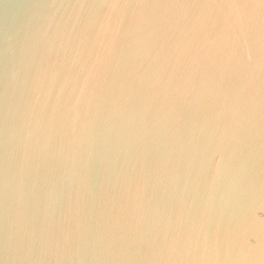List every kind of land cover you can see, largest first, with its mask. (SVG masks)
<instances>
[{
    "label": "water",
    "instance_id": "water-1",
    "mask_svg": "<svg viewBox=\"0 0 264 264\" xmlns=\"http://www.w3.org/2000/svg\"><path fill=\"white\" fill-rule=\"evenodd\" d=\"M0 264H264V0H0Z\"/></svg>",
    "mask_w": 264,
    "mask_h": 264
}]
</instances>
